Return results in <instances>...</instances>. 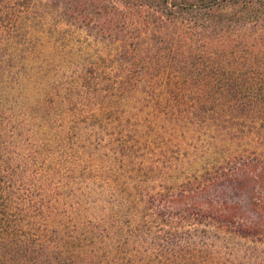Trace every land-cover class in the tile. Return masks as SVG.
Returning a JSON list of instances; mask_svg holds the SVG:
<instances>
[{
	"label": "trees",
	"instance_id": "1",
	"mask_svg": "<svg viewBox=\"0 0 264 264\" xmlns=\"http://www.w3.org/2000/svg\"><path fill=\"white\" fill-rule=\"evenodd\" d=\"M16 11L0 15V76L16 67L21 83L42 58L43 71L82 76L57 103L91 93L138 152L170 154L185 131L189 166L206 162L176 202L244 241L240 264H264V0H20ZM10 122L0 118V264H171L129 254L136 242L120 230L91 250L100 226L72 206L64 215V196L15 195Z\"/></svg>",
	"mask_w": 264,
	"mask_h": 264
},
{
	"label": "rangeland",
	"instance_id": "2",
	"mask_svg": "<svg viewBox=\"0 0 264 264\" xmlns=\"http://www.w3.org/2000/svg\"><path fill=\"white\" fill-rule=\"evenodd\" d=\"M19 1L0 0V15L9 10L18 14ZM74 36L72 43L79 45L78 35ZM46 62L45 58L32 65L25 62L27 74L21 83L11 77L16 67L0 76L1 84H15L0 90V118L11 120L18 151L13 157L16 174L12 192L31 194L35 199L43 193L64 196L57 206L64 215L72 206L85 214L91 226H100L91 228L96 232L91 250L120 230L122 240L136 242L131 255L174 259L171 264H207L204 258L209 255L217 259L214 264H240L237 253L247 246L244 241L233 238L230 230H215L194 210L191 214L188 200L176 202L182 193L193 192L191 185L187 188L185 184L196 180L206 162L189 166L192 155L184 148L189 143L185 140L183 144L179 137L185 131L173 136L170 154L138 152L137 146L130 147L127 134L119 133L114 120L103 114L98 101L91 100V93L86 94V101L78 99L62 108L57 91L79 88L82 76L70 71H43ZM124 192L126 200L117 202ZM122 205L125 210L119 214L120 220L105 221L111 216L110 209L115 211Z\"/></svg>",
	"mask_w": 264,
	"mask_h": 264
}]
</instances>
